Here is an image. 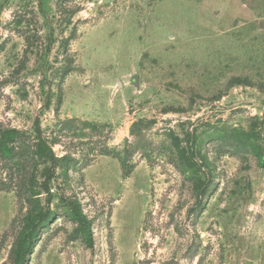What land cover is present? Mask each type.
Here are the masks:
<instances>
[{
  "label": "rangeland",
  "instance_id": "rangeland-1",
  "mask_svg": "<svg viewBox=\"0 0 264 264\" xmlns=\"http://www.w3.org/2000/svg\"><path fill=\"white\" fill-rule=\"evenodd\" d=\"M0 120L60 157L49 205L47 158L0 186V264L33 224L25 264H264V0H0Z\"/></svg>",
  "mask_w": 264,
  "mask_h": 264
},
{
  "label": "trees",
  "instance_id": "trees-1",
  "mask_svg": "<svg viewBox=\"0 0 264 264\" xmlns=\"http://www.w3.org/2000/svg\"><path fill=\"white\" fill-rule=\"evenodd\" d=\"M42 132V127L38 123V126L34 130L36 141L31 145L29 141L31 136L28 135V131L9 126L0 120V164L3 166V170L6 171V177L0 180V186L4 189H15L25 202H29L33 190L30 178L32 167L36 166L40 159L47 158L51 166L44 188L48 193L47 202L49 205L53 196L49 182L55 176L60 157L57 156ZM245 146L249 148L250 143H246ZM260 156L261 164L264 166V154L261 153ZM123 168L124 171L127 170L125 162H123ZM72 206L74 209L73 218L79 222L85 239L91 245L93 243L91 222L83 214L78 203H72ZM42 218H44L43 214L38 215L35 220L36 224ZM37 234L38 228L33 224L20 242L16 264H25L27 255Z\"/></svg>",
  "mask_w": 264,
  "mask_h": 264
},
{
  "label": "water",
  "instance_id": "water-1",
  "mask_svg": "<svg viewBox=\"0 0 264 264\" xmlns=\"http://www.w3.org/2000/svg\"><path fill=\"white\" fill-rule=\"evenodd\" d=\"M135 84L139 85V78L138 77H135Z\"/></svg>",
  "mask_w": 264,
  "mask_h": 264
}]
</instances>
